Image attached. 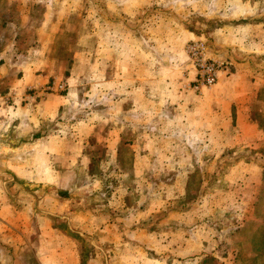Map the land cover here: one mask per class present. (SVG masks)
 <instances>
[{"label":"crops","instance_id":"1","mask_svg":"<svg viewBox=\"0 0 264 264\" xmlns=\"http://www.w3.org/2000/svg\"><path fill=\"white\" fill-rule=\"evenodd\" d=\"M57 1L52 4L57 5ZM126 1L119 4L116 13L134 17L139 0ZM230 3L238 2L228 0ZM238 4L245 5L243 14L237 17L235 8L228 9L227 25L220 24L213 36L220 48L242 52L245 62H237L235 73H225L206 91L193 90L194 73L188 72V89L177 64L156 60V45H140L136 24L131 25L133 28L126 25V30L107 25L114 28L115 37L123 33L130 39L128 44L112 45L110 34L107 38L99 34L93 51L85 45L71 48L73 55L66 67L69 90L50 93L35 105L25 104L35 112L21 111L24 116L20 124L5 125L8 132L1 138L0 164L13 176H5L9 187L0 185V196L4 197L0 202L1 264H204L213 256L212 221L201 218L199 224L195 218L196 212H203L213 200L202 204L196 200L186 209L174 204L171 187L176 184L167 180L161 190L154 188L155 176L143 169L141 150L156 146V132L200 135L201 139H191L187 148L202 149L214 143L203 139L205 128L214 131L222 122L224 126L247 125L250 130L258 127L249 119V109L264 86V69L247 62L254 53H264V12L256 14L264 0H240ZM40 13L44 15L39 16L41 20L46 17L58 22L51 33L54 35L61 34V23L71 19L54 6ZM180 23H170L165 30L179 55L185 40L196 35ZM148 27L147 36H154V15ZM184 62L186 67V59ZM82 97L88 102L105 98L109 107L100 109L90 103L76 123H60V118L55 121ZM146 131L148 144L142 135L137 139L132 135L135 174L125 176L120 161L127 141L125 133ZM93 135L98 139L91 141ZM172 148L170 144L169 153ZM185 177L188 179L170 178L178 182ZM179 189L185 192L181 186ZM211 207L217 211L222 204L216 201ZM170 226H175L174 233L161 232ZM82 244L86 248H81ZM219 244L217 241L214 246ZM214 256L220 258L217 249Z\"/></svg>","mask_w":264,"mask_h":264},{"label":"rangeland","instance_id":"2","mask_svg":"<svg viewBox=\"0 0 264 264\" xmlns=\"http://www.w3.org/2000/svg\"><path fill=\"white\" fill-rule=\"evenodd\" d=\"M52 1L56 0H0V142L3 135L8 132L5 133V125L20 124L23 113L35 112L29 105H35L50 93L65 94L69 90L67 78L69 70L66 67L70 55H73L71 48L85 45V49L93 51L94 40L99 34H104L105 38L110 34L109 40L112 45L128 44L130 39L123 33L115 37L114 28L107 27L108 24H114V27L116 25L124 30L126 25L130 27L136 24L134 26L138 29L136 38L138 43L142 46L156 45V60L177 64L181 71L182 83H187L188 89L191 79L188 72L195 75L187 53V46L193 41L205 42L210 57L226 62L227 68L220 73L219 78L225 73L228 76L235 73L237 62H245L241 59L244 58L242 52L236 54L227 48H220L213 36L215 28L220 24L227 25L228 9L235 8L233 12L237 17L243 14L242 7L245 5L238 4L240 0H235L238 2L235 5L231 3L228 5V0H220L218 4H215L214 0H203L200 3L198 0H139L137 15L134 17L116 13L119 4L124 0H58L57 5H53ZM53 6L61 15L69 14L71 18L61 23V34L57 35L51 33L54 24L58 22L47 20L46 17L44 20L39 18L43 15L40 13L42 9L47 11V7L49 9ZM259 11L264 12V5L256 14ZM153 15L157 30L154 29L155 32L152 33L155 37H148L147 30L150 29L148 24L151 27ZM173 22H182L181 27L196 33L185 40L180 52L181 59L174 50L171 34H165L169 24ZM239 22L243 23L244 19H240ZM92 56L93 59L96 57L94 53ZM185 59L186 67L182 66L185 65ZM247 63L264 69V53H254ZM35 66L42 67L35 69ZM156 70L159 71V68ZM40 79L45 82H38ZM24 85L26 88H23ZM213 86L195 91L201 92ZM90 103L92 107L100 109L109 107V102H105V98L101 101L88 102L82 97L80 103L76 102L67 107L69 112H61L59 115L61 117L58 116L55 121L60 118V123H76V119L82 117L79 115L90 107ZM9 110H12V113ZM98 119L96 116V120ZM249 119L258 124L256 130H250L247 125L241 127L236 123L224 126L223 122L219 129L214 131L210 127L205 128L203 139H212L214 143L202 149L187 148L191 139H201L200 135L178 132L176 129L177 132L173 133L156 132V146L141 150L143 169L149 170L150 176H155L154 188L161 190L167 180L173 181L171 185L176 184L171 187V192L173 191L175 195L171 198L175 200L174 204L184 205L181 207L186 209L185 206L188 204L192 206L196 200L201 204L206 200H213L206 208L203 207L205 208L203 212L199 210L195 215V218L200 220L199 224L201 218L211 220L213 224L210 226L214 232L213 256L205 259L204 264H264V86L250 103ZM31 123L34 127V122ZM12 125L10 127H13ZM147 133L148 131L144 134L125 133L127 141L120 159L123 165L121 173L125 176L135 174L132 167V152L135 150L130 145L133 143L132 135L134 139L142 135L144 142L147 143ZM97 139L96 135L90 138L91 141ZM170 144L173 146L172 153L168 150ZM94 151L99 153L102 150ZM9 173L0 164V185L3 189L9 187L10 181L5 177L13 176ZM171 176H188V179L185 177L177 182L171 179ZM180 186L185 189L184 193L179 189ZM167 193L171 195L170 191ZM3 199L4 197L0 196V202ZM216 201L222 204V207L220 210L212 211L211 204H215ZM205 223L209 227V224ZM169 228L161 229V232L176 231L175 226ZM187 231H191L190 228H187ZM217 241L220 244L214 246ZM80 247L86 248L84 244ZM214 247L220 255L218 259L214 256Z\"/></svg>","mask_w":264,"mask_h":264},{"label":"built area","instance_id":"3","mask_svg":"<svg viewBox=\"0 0 264 264\" xmlns=\"http://www.w3.org/2000/svg\"><path fill=\"white\" fill-rule=\"evenodd\" d=\"M190 66L195 72V80L191 86L195 90L210 87L217 83L220 73L226 70L227 64L223 60L208 55L205 42L196 40L187 46ZM64 85H61L63 87Z\"/></svg>","mask_w":264,"mask_h":264}]
</instances>
